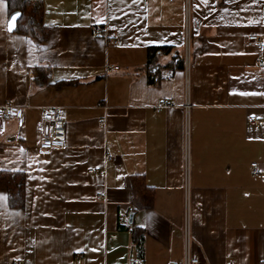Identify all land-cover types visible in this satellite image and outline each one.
Here are the masks:
<instances>
[{
	"label": "crops",
	"instance_id": "1",
	"mask_svg": "<svg viewBox=\"0 0 264 264\" xmlns=\"http://www.w3.org/2000/svg\"><path fill=\"white\" fill-rule=\"evenodd\" d=\"M42 1L38 44L0 0V108L24 110L0 120V171L26 177L24 209L0 188V264H182L187 233L202 264L262 263L264 0ZM50 107L67 142L42 156Z\"/></svg>",
	"mask_w": 264,
	"mask_h": 264
},
{
	"label": "built area",
	"instance_id": "2",
	"mask_svg": "<svg viewBox=\"0 0 264 264\" xmlns=\"http://www.w3.org/2000/svg\"><path fill=\"white\" fill-rule=\"evenodd\" d=\"M189 4L190 0H186L187 6V14L189 13ZM189 20V17L188 19ZM91 33L93 36H100L107 39L110 43L116 44V41L110 40V27L108 25L94 24L91 26ZM189 33L186 34V50H185V66L186 71L189 73L190 71V37ZM248 44L254 45L258 48L259 51V59L258 64L264 67V36H256L252 35L248 38ZM114 70H119L118 67H115ZM162 106H168V103L163 102ZM189 104L186 105V109L189 110ZM0 120L2 121H17L20 127L24 125V110L15 107L6 106L4 108H0ZM41 122H46L48 124V135L44 137L37 146V152L39 155L48 156L53 151L62 150L66 147L67 142V128L65 123V118L62 110L59 107H50L42 109V117ZM251 122L255 124H259L260 121L252 117ZM189 128L186 130V137L189 138ZM109 161H115L114 157L109 155ZM254 174H259L261 172L259 164H252ZM95 171H90V173H94ZM262 172L264 173V167ZM135 264H140V261H136ZM168 264H176V263H168ZM182 264H202V259L199 257H195L192 252V244L189 237V234H186L185 240V256ZM264 264V260L262 263Z\"/></svg>",
	"mask_w": 264,
	"mask_h": 264
},
{
	"label": "trees",
	"instance_id": "3",
	"mask_svg": "<svg viewBox=\"0 0 264 264\" xmlns=\"http://www.w3.org/2000/svg\"><path fill=\"white\" fill-rule=\"evenodd\" d=\"M8 3L9 17L15 13L22 14L18 21V27L15 32L33 37L38 44L47 39L48 29L44 25L43 1L42 0H6ZM169 48L150 49L149 50V67L151 70L158 69L155 65L158 53L165 54ZM154 66V67H153ZM178 67H182L179 65ZM0 188L8 192L9 201L13 208L24 209L26 203V177L22 172L0 171ZM148 190V187H143ZM152 196L146 194L143 199L144 209L150 206Z\"/></svg>",
	"mask_w": 264,
	"mask_h": 264
},
{
	"label": "water",
	"instance_id": "4",
	"mask_svg": "<svg viewBox=\"0 0 264 264\" xmlns=\"http://www.w3.org/2000/svg\"><path fill=\"white\" fill-rule=\"evenodd\" d=\"M15 17V19H13ZM22 14L20 12L13 13L8 21V30L9 32H15L18 27V21L21 19ZM133 219V216H130V220Z\"/></svg>",
	"mask_w": 264,
	"mask_h": 264
},
{
	"label": "snow or ice",
	"instance_id": "5",
	"mask_svg": "<svg viewBox=\"0 0 264 264\" xmlns=\"http://www.w3.org/2000/svg\"><path fill=\"white\" fill-rule=\"evenodd\" d=\"M13 19H15V17H13Z\"/></svg>",
	"mask_w": 264,
	"mask_h": 264
}]
</instances>
